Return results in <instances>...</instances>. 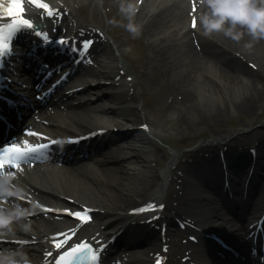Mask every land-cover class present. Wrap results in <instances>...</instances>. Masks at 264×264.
Returning a JSON list of instances; mask_svg holds the SVG:
<instances>
[{"label":"bare ground","instance_id":"6f19581e","mask_svg":"<svg viewBox=\"0 0 264 264\" xmlns=\"http://www.w3.org/2000/svg\"><path fill=\"white\" fill-rule=\"evenodd\" d=\"M128 1L133 2V0ZM186 1L144 0L139 12L143 16V20H148L150 24L157 23L154 28L150 29L153 32L149 36L152 51L150 57H153V61L164 69L165 74L172 78L177 88L182 92L185 108L184 111L177 113V117L185 119L186 122L187 119L190 120L187 124L188 128L197 127L200 129L204 127L208 113H214L213 115L216 117L222 115V111L218 110L219 107L225 110L231 108L234 111L255 114L264 110V40L253 41L245 34L237 42L220 34L225 41L238 48L249 59L248 61L253 62L256 68L253 67L254 65H250V62L237 61L235 57L224 50L216 51L213 48V51H209L204 45L201 50L195 49L187 32L178 36V28L175 24L183 20L186 10L188 13ZM160 27H164L165 30L162 35L155 33ZM247 44H251V47H245ZM154 48L156 49L153 50ZM199 67H206L205 74L197 71L196 68ZM110 100L116 103L121 101L116 97H112ZM179 107L177 102L171 105L165 104V113L177 112ZM97 109L107 111L111 121L115 124H122L123 119L134 122L138 117V112L135 109L125 107L124 104L123 106L105 104ZM93 113L91 107H88L73 115L74 127L87 130L88 128L84 126L100 127L101 119ZM192 114L194 115L192 116ZM64 119L71 120L70 118ZM257 132L262 135L264 141V130L262 129L244 133V135L237 136L236 139L246 141L251 134ZM133 135L135 137V134L129 132L121 134L120 138L126 139V145L100 156L97 160V167L82 166L75 169V166H69L63 169L52 165L47 169V174L42 170L36 171L30 174V179L44 177L40 186L41 190L46 193L45 197L52 198L54 202H57V198L63 194L77 198L78 201L91 206L109 209V213L100 216L98 223L94 225L93 232H101L106 235L113 227L112 221L126 215L119 212L120 209H124L134 202L138 203L140 200L163 198L165 182L169 181L171 177L176 180L175 169H173L175 161L168 162L166 157H163V162L161 159L155 158L154 151L149 147L142 134L136 133V145L129 139ZM262 152L264 151L262 150ZM249 157L245 158L244 166L238 164L241 168L235 169L234 167L238 174L236 188L240 186L238 182L245 176ZM206 158H209V161H214L216 155L213 154ZM155 162L159 163L158 167L161 168H153ZM262 170L263 168H259L260 173L263 172ZM191 172L189 174L191 177L187 180L189 189L187 197L190 198V201L186 208L191 210L190 214L197 219V224L206 227V229H213L211 231L219 232L231 244H235L240 253L239 258H234V255L227 251H222L223 255H220L213 252L211 248L200 245L198 250H194L191 254L192 260L197 261L198 264H257L244 247L247 242L244 238L247 233L244 216L238 214L228 216L224 203L216 196L217 183L205 180L197 170ZM198 212L201 214L197 217ZM62 223L59 221L46 222L41 224L44 226L43 230L35 232L41 236L42 233L57 229V226H63L64 229L74 224L71 221L66 224ZM37 227L35 225V228ZM28 233L31 234L32 231ZM157 240L143 242L138 251L134 252L139 257L134 264H151L149 253L155 250ZM40 247L41 245L34 248V253H37ZM217 248L224 250L219 245Z\"/></svg>","mask_w":264,"mask_h":264},{"label":"clouds","instance_id":"9594fccd","mask_svg":"<svg viewBox=\"0 0 264 264\" xmlns=\"http://www.w3.org/2000/svg\"><path fill=\"white\" fill-rule=\"evenodd\" d=\"M199 5L203 11L198 21L204 37L223 34L239 42L247 34L253 41L264 40V0H199ZM126 11H131L130 5ZM127 29L133 37L139 34V28L132 23ZM14 178L15 173L0 176V239L14 236L17 230L31 232L28 218L40 207L35 202L30 208L18 202L24 199V190L13 183ZM0 264H32V261L22 249L0 250Z\"/></svg>","mask_w":264,"mask_h":264},{"label":"rangeland","instance_id":"374dc122","mask_svg":"<svg viewBox=\"0 0 264 264\" xmlns=\"http://www.w3.org/2000/svg\"><path fill=\"white\" fill-rule=\"evenodd\" d=\"M140 38L143 40L141 44V49L139 48L140 51L136 52L135 47L128 46L127 44H131V42L129 43V41L128 43L125 44V48H126L125 50H128L129 54H131L133 48L132 54H135L136 57L138 58V63L136 64L144 68L146 64L147 56L149 54V49L146 45L145 36H141ZM130 39H136V38L130 37ZM158 83H159V85L157 86L158 98L162 97L166 92H169V90H172L176 86V84L173 83V80L168 75L160 76ZM176 93L182 94L180 90L179 91L176 90ZM179 108L180 109L177 112L172 111V113L170 114L168 113L166 114L161 110L158 111L156 110L157 108L154 107L153 109H147L146 112H144L143 114L140 113L142 117L148 116L151 119L150 121L154 122V124L158 128L161 141L159 142V148H157L156 150L155 158H159L163 162H164V160L162 159L163 157H166L167 160L171 161L174 159V157H172L173 152L177 153V151H180L184 146L197 143L199 139L203 137H210V136L213 137L214 135L215 136L222 135V137L229 139V138H233L235 135L239 136L247 131H251L253 129L259 128L262 125H264L263 109L262 111H258V113L255 114L246 111L238 112V111H234L231 108H227L225 110L222 107H219L218 110L222 111V115L220 117H216L215 115H213L214 113L213 114L208 113L206 115L207 121L204 127H201L200 129H198L197 127L188 128L187 124L188 122H190V120L187 119L186 122L185 119L180 118L179 116L177 117L178 115L177 113H179L180 111H184L185 105H180ZM193 115L194 114H192V116ZM140 121L141 119H139L138 122L140 123ZM149 143L152 144L153 142L151 143L150 141ZM159 150L163 152L160 153L158 152Z\"/></svg>","mask_w":264,"mask_h":264},{"label":"snow or ice","instance_id":"6c2138e0","mask_svg":"<svg viewBox=\"0 0 264 264\" xmlns=\"http://www.w3.org/2000/svg\"><path fill=\"white\" fill-rule=\"evenodd\" d=\"M41 7H46L45 5H40ZM17 11H19L21 14L23 12V7L21 3H13L12 7L8 10V15L10 16H15ZM19 26H26L31 28L32 25L27 21V20H23L21 19L19 21V24H12L9 26L10 29H16ZM193 26H195V22L193 23ZM45 40H47V37H45ZM6 47V45H5ZM39 148H35V147H29L27 149H22L19 147H10L7 149L6 152L0 154V169H3L5 165H8L9 168H19V161L24 158L25 156L29 155L30 153H34L39 151ZM4 173L0 172V176H3ZM77 217H80V213H76ZM86 216V214H85ZM60 245L57 244V247H59ZM91 251V249H88L87 246H82L79 248H76L73 250V253H70L69 255H74L75 253H79L82 251ZM63 257H61L60 262H58V264H63Z\"/></svg>","mask_w":264,"mask_h":264}]
</instances>
